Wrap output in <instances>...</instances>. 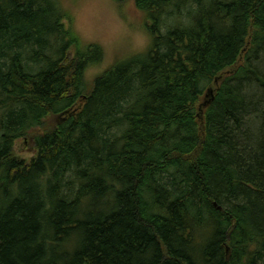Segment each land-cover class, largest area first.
<instances>
[{
  "label": "trees",
  "instance_id": "16d2710c",
  "mask_svg": "<svg viewBox=\"0 0 264 264\" xmlns=\"http://www.w3.org/2000/svg\"><path fill=\"white\" fill-rule=\"evenodd\" d=\"M135 5L89 85L56 0H0V264H264V0Z\"/></svg>",
  "mask_w": 264,
  "mask_h": 264
},
{
  "label": "rangeland",
  "instance_id": "374dc122",
  "mask_svg": "<svg viewBox=\"0 0 264 264\" xmlns=\"http://www.w3.org/2000/svg\"><path fill=\"white\" fill-rule=\"evenodd\" d=\"M56 1L66 14V28L77 37V42L83 46L98 45L105 54L104 62L96 64L87 72L89 85L115 63L148 50L150 39L145 18L137 10L135 0H128L124 4L113 0ZM209 97L210 92L202 99V103L206 104L205 100ZM15 153L31 161L37 154L33 137L18 140Z\"/></svg>",
  "mask_w": 264,
  "mask_h": 264
},
{
  "label": "water",
  "instance_id": "95a60500",
  "mask_svg": "<svg viewBox=\"0 0 264 264\" xmlns=\"http://www.w3.org/2000/svg\"><path fill=\"white\" fill-rule=\"evenodd\" d=\"M209 92H210V94H213V91L212 90H210Z\"/></svg>",
  "mask_w": 264,
  "mask_h": 264
}]
</instances>
